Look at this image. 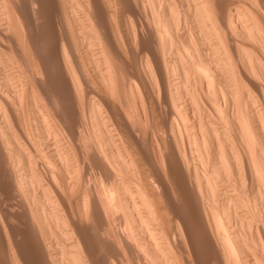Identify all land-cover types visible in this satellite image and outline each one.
I'll use <instances>...</instances> for the list:
<instances>
[{"label":"bare ground","instance_id":"1","mask_svg":"<svg viewBox=\"0 0 264 264\" xmlns=\"http://www.w3.org/2000/svg\"><path fill=\"white\" fill-rule=\"evenodd\" d=\"M44 1L0 0V264H264V0Z\"/></svg>","mask_w":264,"mask_h":264},{"label":"rangeland","instance_id":"2","mask_svg":"<svg viewBox=\"0 0 264 264\" xmlns=\"http://www.w3.org/2000/svg\"><path fill=\"white\" fill-rule=\"evenodd\" d=\"M37 0H34V2L37 4L36 5V8L37 9H35V8H33L34 9V11L36 12V14H37V17H42L43 15H46V14H48L47 12L50 10L51 11V5H49L48 3H46L44 0H38L37 2H39V3H37L36 2ZM41 1V2H40ZM44 3H46V4H44ZM45 6V7H44ZM48 8V9H47ZM45 9H47V10H44ZM40 10V11H39ZM50 11H49V13H50ZM45 26V27H44ZM43 27L41 26H38L37 27V32H38V39H37V41H36V44H37V46H40V44H41V46L42 45H44V46H40L39 48L40 49H42V48H45V49H48L49 48V50H48V53L51 51L50 50V46H51V42L49 43V42H47V39L49 38V36L51 35V34H53V33H56V34H58L57 32H59L58 31V29H59V27H50V26H48V25H44ZM43 28V29H42ZM54 28H57V30L56 29H54ZM55 30V31H54ZM49 32L51 33L50 35H49ZM44 34V35H43ZM46 34V35H45ZM48 34V35H47ZM48 36V37H47ZM42 40V41H41ZM18 45H17V47H18V51L16 50L15 51V49L14 50H12V52H14L13 54H14V56L15 55H18V54H20L21 52H19V51H23L22 49H23V46H22V43H21V41H18V43H17ZM48 46V47H47ZM10 47L13 49V44H10ZM16 47V48H17ZM47 47V48H46ZM20 49V50H19ZM17 52H19V53H17ZM44 52V51H43ZM50 54L51 55H53V52H50ZM52 72V71H51ZM54 93V91H51L50 92V94H53ZM27 241L26 240H23V241H21L20 242V249H21V251H19V257H20V262H21V264H27V262H29L28 264H31V262H32V264L35 262V260H37L38 258L35 256V255H33L34 253H31V252H29L28 251V247L26 246L27 244ZM22 245V246H21ZM26 246V247H25ZM24 248V249H23ZM25 249H26V251H25ZM24 250V251H23ZM22 252V253H21ZM21 253V254H20ZM29 253V254H28ZM23 255V256H22ZM31 255H33V256H35L36 257V259L33 257V256H31ZM28 257V258H27ZM32 258H34V260L32 259ZM24 261H23V260ZM27 262H26V261Z\"/></svg>","mask_w":264,"mask_h":264}]
</instances>
